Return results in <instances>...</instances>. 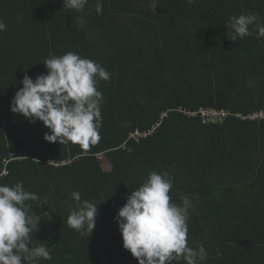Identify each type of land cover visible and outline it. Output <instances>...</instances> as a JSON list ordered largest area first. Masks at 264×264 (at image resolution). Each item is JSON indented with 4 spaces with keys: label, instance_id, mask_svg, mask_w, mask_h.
<instances>
[{
    "label": "trees",
    "instance_id": "16d2710c",
    "mask_svg": "<svg viewBox=\"0 0 264 264\" xmlns=\"http://www.w3.org/2000/svg\"><path fill=\"white\" fill-rule=\"evenodd\" d=\"M101 2L98 14L97 0L83 11L0 0V185L22 181L40 197L27 202L41 217L29 247L44 243L52 258L36 264H138L114 217L153 170L171 173L175 203L191 201L188 244L205 247L204 264H264V38L253 25L232 41L224 26L249 11L264 22V0ZM70 51L111 74L98 86L101 140L87 150L46 141L42 121L11 111L23 77ZM209 109L229 116L206 124ZM73 190L98 206L89 238L67 225Z\"/></svg>",
    "mask_w": 264,
    "mask_h": 264
},
{
    "label": "clouds",
    "instance_id": "9594fccd",
    "mask_svg": "<svg viewBox=\"0 0 264 264\" xmlns=\"http://www.w3.org/2000/svg\"><path fill=\"white\" fill-rule=\"evenodd\" d=\"M187 2L192 4L196 0ZM87 4L88 0H63V7L69 11H83ZM102 8L101 0H97L98 14ZM253 25L256 38H264V22L251 11L232 15L224 26L228 38L236 41L252 35ZM6 28L0 19V31ZM43 64L46 74L35 80L27 74L23 77V87L13 97L11 111L22 114L30 122L42 121L50 129V134L45 133L46 141L72 143L87 150L101 140L103 94L98 86L100 80L108 81L111 74L101 63L71 51L62 56L49 54ZM252 85L248 81L247 87ZM173 182L170 172L151 171L147 180L127 196L125 205L114 217L123 247L138 264H171L181 257L186 264H204L208 257L202 244L196 248L188 244L192 204L186 196L181 197L182 204L172 200ZM71 198L77 206L70 207L67 225L89 238L96 226L98 206L82 199L78 190L71 192ZM37 200H40L38 194L26 190L22 181L11 186L0 185V264H36L41 258H52L51 248L44 243L29 247L30 233L40 225L41 217L31 211L27 202ZM45 203L46 199L42 205Z\"/></svg>",
    "mask_w": 264,
    "mask_h": 264
},
{
    "label": "built area",
    "instance_id": "2783aa9c",
    "mask_svg": "<svg viewBox=\"0 0 264 264\" xmlns=\"http://www.w3.org/2000/svg\"><path fill=\"white\" fill-rule=\"evenodd\" d=\"M204 121L206 124H215L217 122L225 120L229 114L225 111H220L216 109H209V110H204L201 112ZM194 116H197V114H193ZM260 117H264L263 114L259 115ZM258 115L254 116L253 118H258ZM132 137L136 138L138 140L139 137H143L142 134L136 133L133 134ZM8 172L6 171L4 175H7Z\"/></svg>",
    "mask_w": 264,
    "mask_h": 264
},
{
    "label": "rangeland",
    "instance_id": "374dc122",
    "mask_svg": "<svg viewBox=\"0 0 264 264\" xmlns=\"http://www.w3.org/2000/svg\"><path fill=\"white\" fill-rule=\"evenodd\" d=\"M103 163H106V162H103ZM104 167H105V169H109L110 168V166L108 164H104Z\"/></svg>",
    "mask_w": 264,
    "mask_h": 264
}]
</instances>
